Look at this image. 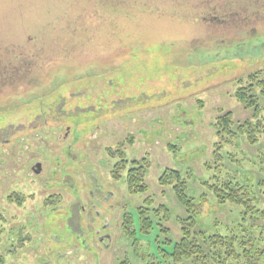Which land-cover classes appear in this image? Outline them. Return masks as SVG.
<instances>
[{"label": "rangeland", "instance_id": "rangeland-1", "mask_svg": "<svg viewBox=\"0 0 264 264\" xmlns=\"http://www.w3.org/2000/svg\"><path fill=\"white\" fill-rule=\"evenodd\" d=\"M120 1L0 0V264H148L160 256L159 231L138 232L136 207L152 195L184 214L158 183L164 168L188 171L198 196L230 151L236 159L264 152V136L219 148L213 127L229 111L236 122L252 117L235 93L264 70V0H210L229 11L221 14L203 0ZM118 147L128 160H151L143 195L114 178L109 149ZM96 182L123 199L110 202L108 249L91 240L92 215L79 213ZM123 208L139 247L121 228ZM217 208L208 222L232 227L240 208ZM166 225L178 240L179 225Z\"/></svg>", "mask_w": 264, "mask_h": 264}, {"label": "trees", "instance_id": "trees-1", "mask_svg": "<svg viewBox=\"0 0 264 264\" xmlns=\"http://www.w3.org/2000/svg\"><path fill=\"white\" fill-rule=\"evenodd\" d=\"M205 1L210 2H202ZM210 4L218 14L229 12L219 11L214 2ZM244 17L238 16L236 20L250 18ZM220 19L231 21V18ZM215 21L211 17V23ZM215 25L223 27L222 23ZM22 69L31 70V65H23ZM248 79L250 83L241 86L235 96L247 109L252 110V117L236 122L230 111L220 114L213 123L220 139L216 144L219 148L223 144L238 148L240 141H246L249 145L260 144L264 136V70L250 74ZM259 146L262 148L263 144ZM172 147L170 145L169 149ZM109 154L117 158L113 165L114 178L124 179L128 194L139 196L146 193V181L151 167L149 157L128 160L121 147L109 149ZM228 154V165L226 162L224 168L203 183L206 185L205 191L198 196L188 191L191 182L188 171L184 173L173 167L162 170L158 177L162 192L172 188L184 208V214H176L165 202H155L152 195L145 197L136 207L140 221L138 232L146 235L154 228L159 231L157 243L160 256L149 254L148 264H264V207L259 204L260 198L264 199V152L260 156H249L244 152L240 159H236L232 151ZM245 163L252 164L253 168L247 169ZM205 167L210 168L209 165ZM227 205L240 208L238 219L232 227L222 225L218 218L212 223L208 222L212 214H216L217 207L223 209ZM172 219L179 225L180 234L176 241L173 230L166 225ZM133 225L129 213L124 217L121 228L136 248L140 246L137 241L141 240L135 237L137 231ZM170 246L171 251L166 249Z\"/></svg>", "mask_w": 264, "mask_h": 264}, {"label": "flooded vegetation", "instance_id": "flooded-vegetation-1", "mask_svg": "<svg viewBox=\"0 0 264 264\" xmlns=\"http://www.w3.org/2000/svg\"><path fill=\"white\" fill-rule=\"evenodd\" d=\"M38 164L41 165V167H38ZM42 171V162L36 160L32 163V173L34 174H40ZM96 182V188L94 187V190L100 193V195L94 194V190L91 191V195L88 197V201L85 204H82L81 209H79V213L81 214L82 211L87 210V214L89 213L92 215V221L87 226V231L89 232L92 242L94 244H97L101 247V245L104 248H112L115 239L112 234V231L115 227L116 230V224L113 223L111 218V213L113 209H115V204L110 203L112 199H121V197L118 198L116 191L112 188L107 189L105 185L102 186V188L97 185ZM80 203V202H79ZM121 209V208H120ZM73 211V209H72ZM123 215L119 217V220H121V223L124 219V217L128 216L129 213L127 212L126 208H123ZM88 214V215H89ZM125 215V216H124ZM69 221V217L67 218ZM72 219V218H71ZM70 219V220H71ZM82 216L79 217L78 226L80 229L82 228ZM72 230V229H71ZM76 234V232L74 233ZM84 234V233H83Z\"/></svg>", "mask_w": 264, "mask_h": 264}, {"label": "water", "instance_id": "water-1", "mask_svg": "<svg viewBox=\"0 0 264 264\" xmlns=\"http://www.w3.org/2000/svg\"><path fill=\"white\" fill-rule=\"evenodd\" d=\"M38 167H41V165L38 164Z\"/></svg>", "mask_w": 264, "mask_h": 264}]
</instances>
